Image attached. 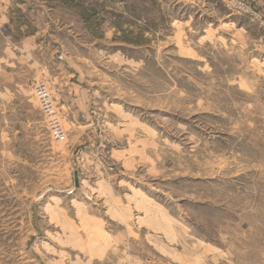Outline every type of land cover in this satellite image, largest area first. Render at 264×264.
<instances>
[{
  "label": "rangeland",
  "instance_id": "374dc122",
  "mask_svg": "<svg viewBox=\"0 0 264 264\" xmlns=\"http://www.w3.org/2000/svg\"><path fill=\"white\" fill-rule=\"evenodd\" d=\"M34 1L0 8V264H264V7Z\"/></svg>",
  "mask_w": 264,
  "mask_h": 264
},
{
  "label": "built area",
  "instance_id": "2783aa9c",
  "mask_svg": "<svg viewBox=\"0 0 264 264\" xmlns=\"http://www.w3.org/2000/svg\"><path fill=\"white\" fill-rule=\"evenodd\" d=\"M231 7L242 10H246L248 8L245 3L239 0H232ZM35 95L39 101L40 109L47 119L53 134L58 139H63L65 137V130L57 118L55 106L44 82H39L37 84V86L35 87Z\"/></svg>",
  "mask_w": 264,
  "mask_h": 264
},
{
  "label": "crops",
  "instance_id": "0c3cea01",
  "mask_svg": "<svg viewBox=\"0 0 264 264\" xmlns=\"http://www.w3.org/2000/svg\"><path fill=\"white\" fill-rule=\"evenodd\" d=\"M259 2V4H261L264 7V0H256ZM36 1L34 0H0V8L4 5V4H10L12 6L13 5H18L20 7H22V11H27L30 14L33 13H38L39 10L36 11V8L39 4H35ZM189 2V1H188ZM190 2H194V0H190ZM45 3V1H44ZM45 6V5H44ZM46 13L47 11H43L42 13ZM40 13V12H39ZM41 14V13H40ZM8 27V25L6 23H4V27ZM9 29V28H6ZM37 35L38 33H36L35 36H33V41L36 42L37 40ZM32 40V38L30 37H26L24 38L25 41L27 40Z\"/></svg>",
  "mask_w": 264,
  "mask_h": 264
}]
</instances>
